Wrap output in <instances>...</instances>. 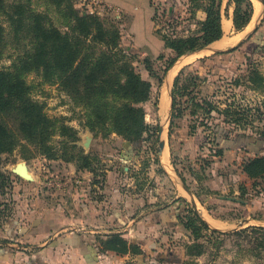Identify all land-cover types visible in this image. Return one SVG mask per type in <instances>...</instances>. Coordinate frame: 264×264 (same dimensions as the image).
<instances>
[{
    "label": "rangeland",
    "instance_id": "374dc122",
    "mask_svg": "<svg viewBox=\"0 0 264 264\" xmlns=\"http://www.w3.org/2000/svg\"><path fill=\"white\" fill-rule=\"evenodd\" d=\"M0 1V73H12L8 75L25 82L22 101L16 100L0 112V123L11 134L0 146V245L20 232L18 222H31L34 216L30 212L39 200L54 199L50 190L73 188L74 184L65 179L73 177V167L77 168L81 160L77 149L64 151L60 142L63 138L59 136L63 123L78 130L77 147L89 156L94 169L92 177H83L85 188L97 193V189L111 190L113 185L116 195L124 192L128 203L116 212L126 222L137 217L138 209L154 210L151 222L166 218L163 231L170 235L167 243L175 244L172 263L181 257L179 249L184 245L187 256L183 264H264V172L246 169L252 159L264 157L263 36L254 32L252 39L232 51L198 60L195 56L182 58L176 67L166 70L173 54L164 48L163 37H186L198 32L197 18H190L194 4L191 0H184L183 13L174 14L173 20H165L164 8L158 7L153 31L150 19L143 14L133 25L135 35L130 29L132 20L114 9L99 5L100 9L88 11L78 0H30L35 11L46 13L63 32H69L71 22L65 3L79 13L93 14L106 29L123 34L114 43L134 47L150 58L156 76L149 75L139 60L141 55L130 62L134 71L150 84L148 99L140 104L149 130L140 142H134L110 131V125H98L94 131L84 128L81 124L88 110L85 99L80 100L84 90L72 93L59 82L44 79L25 62L26 58L18 63L30 48L31 35L26 29L15 32L2 12H11V6L20 0ZM196 2L204 7L203 0ZM230 5L234 10V4ZM103 46L96 45L95 52ZM160 54L164 58L159 59ZM162 95L167 101L165 109H161ZM28 103L35 112L53 121L47 142L54 146V159L42 154L38 137L28 138L19 130L21 107ZM172 113L180 116L172 117ZM164 160L168 168H163L170 180L162 169ZM19 166L26 168L30 180L16 172ZM173 173L184 186L178 184ZM184 189L196 196L194 207ZM189 207L207 222L209 230L202 229L199 235L185 230L180 218L192 214L186 212ZM215 218L227 224L215 229ZM110 236L106 235L104 241ZM121 238L129 251L120 255L141 253L129 238ZM128 262L136 264L137 260Z\"/></svg>",
    "mask_w": 264,
    "mask_h": 264
},
{
    "label": "trees",
    "instance_id": "16d2710c",
    "mask_svg": "<svg viewBox=\"0 0 264 264\" xmlns=\"http://www.w3.org/2000/svg\"><path fill=\"white\" fill-rule=\"evenodd\" d=\"M221 1L203 0L204 7H202L196 0H191L194 4L189 11L190 18H195V10L199 7L204 9L206 17L203 21H196L198 32H190L186 37L180 34L175 37H163L164 48L169 49L173 54L166 70L172 67L180 56L200 50L222 37ZM150 2L155 12L158 7L164 8L165 20H173L174 14L181 6L179 0H150ZM230 2L234 4L232 18L234 28L241 31L250 21L252 3L250 0H230ZM1 5L2 1H0V7ZM11 7V12L2 10L9 24L15 32L26 29L31 35L30 48L22 58H19L18 63H22L26 58L25 62L44 79L59 82L72 93L78 94L84 90V96L80 98L81 101L85 99L83 103L88 109L85 113L86 120L81 124L84 128L94 131L98 125H110V131L126 137L129 141L140 142L144 133H148L149 130V126L144 122V110L140 104L148 99L150 84L134 71L130 62L141 55L139 60L149 75L156 76L150 58L134 47L122 46L119 42L114 43V39L123 38L121 32L106 29L96 16L85 12L79 13L68 2L65 3L64 8L71 20L68 25L69 32L60 30L46 13L35 11L31 7L30 0H20ZM155 19L156 13L153 21ZM110 35L113 38L107 40ZM101 43L104 46L96 53L94 47ZM158 58H164V55L160 54ZM8 74L12 73H0V112L16 100L22 101L21 97L25 91L24 80L14 79ZM178 79L179 76L174 80V86L177 85ZM21 108L23 114L19 123L20 132L28 138L38 137L42 154L54 159L56 153L54 146L47 142L52 133L49 126L53 121L40 112H35L30 103ZM179 116L180 113H172V117ZM59 136L63 138L60 142L64 151L67 148L77 149L76 155L81 160L77 168L92 172L94 169L90 166L89 156L77 147L78 130L62 123ZM10 138L11 134L6 126L0 123V146L2 140ZM222 152L223 149L220 153ZM252 168L254 171L259 170V173L264 172V157L252 159L246 169L252 172ZM186 212L192 214H185L180 218V224L185 230L198 235L202 229L209 230L207 223L191 207ZM103 246L105 250L119 254L129 251H127L125 240L116 234L103 241ZM179 250H183V253L179 251L182 255L175 259L176 262L183 264L187 256L186 246L182 245ZM168 253L174 256L175 252ZM171 259L172 257L169 256L167 260L171 261Z\"/></svg>",
    "mask_w": 264,
    "mask_h": 264
},
{
    "label": "crops",
    "instance_id": "0c3cea01",
    "mask_svg": "<svg viewBox=\"0 0 264 264\" xmlns=\"http://www.w3.org/2000/svg\"><path fill=\"white\" fill-rule=\"evenodd\" d=\"M179 1L181 8L176 12V16L183 13L184 0ZM250 1L252 3L250 21L241 31H237L232 21L234 10L230 0H222L220 3L222 37L200 50L180 56L175 62L182 58L188 60L195 56L199 57L196 59L198 60L232 51L252 39L254 32L264 37V0ZM78 2L85 4L89 8L88 11L100 9L99 5H102L127 15L132 20L130 29L133 34L135 22L143 14H147L153 31L155 9L150 0H78ZM195 17L198 21L205 19L206 13L202 7L195 10ZM164 163L162 169L166 173L165 176L169 177L170 174L164 169L168 168L167 160H164ZM73 168V177L65 179L74 184L73 188L61 191L55 187V190L49 191L50 194L53 193L54 199L39 200V204L30 212V215L34 216L31 222H18L20 232L9 242L0 245V264H130L128 261L132 262L133 259L137 260L136 264H180L167 260L169 256L173 258L168 252L174 251L175 244L167 243L170 241V235L163 231L166 225L165 217L163 222L160 221L161 218L158 222H151L154 210L138 209L137 217L126 222L116 209L120 210L123 203H128L127 195L124 192L116 195L113 185L111 190L105 187V190L97 189V193L95 189L89 190L85 188L87 183L83 177H92V173ZM173 175L178 184L184 186L179 176L176 173ZM170 178L171 176L169 180ZM67 183L65 182V185ZM184 190L188 192L187 189ZM188 193L191 207H194L196 196L194 193ZM99 198L100 201L96 200ZM163 212L164 210H161L160 213ZM212 221L217 227L215 229L227 224L226 221L216 218ZM122 232L124 233L120 235ZM108 234L129 238L140 247L141 253L120 255L115 251L105 250L102 243ZM181 251L183 253V250Z\"/></svg>",
    "mask_w": 264,
    "mask_h": 264
},
{
    "label": "water",
    "instance_id": "95a60500",
    "mask_svg": "<svg viewBox=\"0 0 264 264\" xmlns=\"http://www.w3.org/2000/svg\"><path fill=\"white\" fill-rule=\"evenodd\" d=\"M174 65V64H173ZM163 146V144H161V147ZM16 172L20 175L23 176L25 178H27L28 180L31 179L30 174L28 173V171L26 170V168L24 166H19L18 169L16 170Z\"/></svg>",
    "mask_w": 264,
    "mask_h": 264
},
{
    "label": "bare ground",
    "instance_id": "6f19581e",
    "mask_svg": "<svg viewBox=\"0 0 264 264\" xmlns=\"http://www.w3.org/2000/svg\"><path fill=\"white\" fill-rule=\"evenodd\" d=\"M178 62V61H177ZM177 62H175V64L172 66L171 70L177 66ZM172 76V75H171ZM169 85V77H168V82H167V86ZM168 88V87H167ZM166 89V87H165ZM163 93V92H162ZM167 104V101H166V98L162 95V98H161V109H165V105ZM162 155V154H161ZM215 223V222H214ZM217 225V223H216Z\"/></svg>",
    "mask_w": 264,
    "mask_h": 264
}]
</instances>
